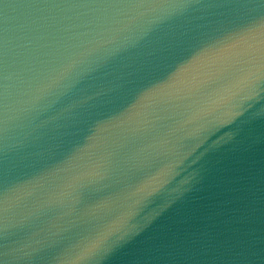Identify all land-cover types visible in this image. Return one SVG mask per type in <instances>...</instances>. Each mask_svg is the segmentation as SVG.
<instances>
[{
  "label": "water",
  "instance_id": "1",
  "mask_svg": "<svg viewBox=\"0 0 264 264\" xmlns=\"http://www.w3.org/2000/svg\"><path fill=\"white\" fill-rule=\"evenodd\" d=\"M0 264H264V0H0Z\"/></svg>",
  "mask_w": 264,
  "mask_h": 264
}]
</instances>
